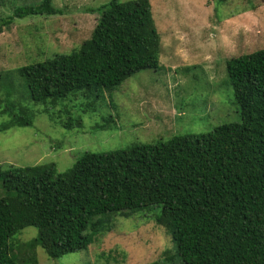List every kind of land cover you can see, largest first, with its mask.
I'll return each mask as SVG.
<instances>
[{"label":"trees","instance_id":"16d2710c","mask_svg":"<svg viewBox=\"0 0 264 264\" xmlns=\"http://www.w3.org/2000/svg\"><path fill=\"white\" fill-rule=\"evenodd\" d=\"M52 2L17 8L13 18L62 15ZM95 10L90 38L76 50L15 70L29 99L45 111L77 93L103 101L104 92L134 74L160 68L149 0H110ZM226 71L239 123L84 152L62 173L53 163H0V264H37V248L50 259L86 250L111 230L113 216L129 218L145 209L171 238L175 251L166 262L264 264V49L231 58ZM9 95L0 96V115L9 117L0 132L31 126L35 118ZM63 127L82 124L70 117ZM28 227L37 229V237L15 253L13 237Z\"/></svg>","mask_w":264,"mask_h":264},{"label":"rangeland","instance_id":"374dc122","mask_svg":"<svg viewBox=\"0 0 264 264\" xmlns=\"http://www.w3.org/2000/svg\"><path fill=\"white\" fill-rule=\"evenodd\" d=\"M108 1L53 0L62 15L13 18L17 8L36 6L40 0H0V96L8 92L9 102L20 101L35 114L31 126L0 132L3 168L53 163L62 173L84 152L155 144L240 122L226 64L264 49V0H149L160 37V68L134 74L104 92L103 101L77 93L49 111L32 102L15 70L76 50L90 38L99 15L95 9ZM70 117L80 119L82 127L66 130L63 123ZM8 120L0 115V125ZM101 125L109 128L101 131ZM111 225L86 250L59 259L37 248V264H181L164 261L175 250L152 212L113 216ZM37 234L32 227L16 234L14 252Z\"/></svg>","mask_w":264,"mask_h":264}]
</instances>
